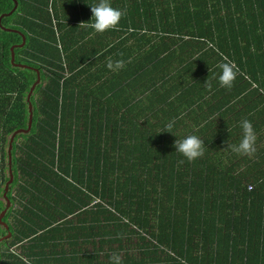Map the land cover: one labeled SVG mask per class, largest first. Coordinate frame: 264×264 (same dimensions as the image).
<instances>
[{
  "label": "trees",
  "instance_id": "obj_1",
  "mask_svg": "<svg viewBox=\"0 0 264 264\" xmlns=\"http://www.w3.org/2000/svg\"><path fill=\"white\" fill-rule=\"evenodd\" d=\"M15 1L0 24L5 148L18 132L0 264H264V0H110L123 15L103 34L89 27L97 0H0V17ZM172 118L177 138L204 141L201 158L159 134ZM242 119L251 155L225 150Z\"/></svg>",
  "mask_w": 264,
  "mask_h": 264
},
{
  "label": "clouds",
  "instance_id": "obj_2",
  "mask_svg": "<svg viewBox=\"0 0 264 264\" xmlns=\"http://www.w3.org/2000/svg\"><path fill=\"white\" fill-rule=\"evenodd\" d=\"M89 7L92 13L89 27L95 34H103L107 31L115 30L119 26L123 13L120 9L114 8L110 0H97L95 4ZM106 66L110 71H119L123 68L124 61L121 59L114 61L109 58ZM218 68L220 70L218 78L220 86L231 88L237 75L231 62H221ZM176 120L177 118H172L165 122L159 134L166 132L174 135L173 130L176 126ZM238 127L240 129L238 143L228 144L225 150H230L240 155H251L255 151L256 144V132L252 123L248 119H242L239 121ZM172 146L175 152L188 162L196 161L204 155V141L194 134L185 135L183 138L176 137ZM181 163H183V160ZM108 264H122L120 254L111 253Z\"/></svg>",
  "mask_w": 264,
  "mask_h": 264
},
{
  "label": "water",
  "instance_id": "obj_3",
  "mask_svg": "<svg viewBox=\"0 0 264 264\" xmlns=\"http://www.w3.org/2000/svg\"><path fill=\"white\" fill-rule=\"evenodd\" d=\"M17 6H18V3H17V1H15V7H14V9H13L9 14H4V15H2V16L0 17V24H1V21H2V19L4 18V16L13 14V12L16 10ZM8 30H10V29H8ZM10 31H11V30H10ZM25 44H26V37L23 36V41H22L21 45L14 46V47L11 49V50H12V61H14V59H15V48H16V47H23V46H25ZM40 79H41V78H40V72L37 71V82L32 86V89H31V91H30V93H29V95H28V102L30 101V98H31V96H32V94H33V92H34V89L36 88V86H37L38 83L40 82ZM29 108H30V118H29V124H28V129H27V131H29V130L31 129V127H32V122H33V114H32L31 103H29ZM21 131L24 132V131H26V130H21ZM17 134H18V132H16V133L11 137L10 148H9V150L12 149V144H13V141H14L13 139H14V137H15ZM10 160H11V154H10ZM10 174H11V179H10V181H9V182L7 183V185H6V193L4 194L5 199H6V197H7V191L9 190V185H10V183L13 182L12 172H10ZM7 203H8L7 208L3 211V213H2L1 216H0V222H2L3 217L6 215V213H7V211H8V208L10 207V204H11V203H10L9 200H7ZM5 226H6V229H9V227H8L7 225H5ZM9 236H11V233L8 234V237H9ZM8 237L2 238V239L0 240V242H1L2 240H4V239H7Z\"/></svg>",
  "mask_w": 264,
  "mask_h": 264
},
{
  "label": "crops",
  "instance_id": "obj_4",
  "mask_svg": "<svg viewBox=\"0 0 264 264\" xmlns=\"http://www.w3.org/2000/svg\"><path fill=\"white\" fill-rule=\"evenodd\" d=\"M2 113L3 112H0V117L2 116ZM3 127H4V125L0 127V129H1L0 131L1 132H2ZM0 135H2V134H0ZM0 139H1V141H0V173H1L2 170H7V171L11 172V160H10V156H9V160H10L9 163H7V161L5 159V157L7 156V154L10 155V150H9L10 147L5 148V145H4L5 138H2L0 136ZM6 150L8 151V153H5ZM2 178L3 177H1V175H0V184H1V179ZM0 200L2 202H6V200L3 201V199H1V198H0Z\"/></svg>",
  "mask_w": 264,
  "mask_h": 264
},
{
  "label": "rangeland",
  "instance_id": "obj_5",
  "mask_svg": "<svg viewBox=\"0 0 264 264\" xmlns=\"http://www.w3.org/2000/svg\"><path fill=\"white\" fill-rule=\"evenodd\" d=\"M10 25H11V24H10ZM26 73L32 76V72H30V71H26ZM19 142H22V141H19ZM1 199H2V198H1ZM5 200H6V199H5ZM18 203H19V202H18ZM1 207H4V203L1 204ZM9 214H10V212H9ZM46 219H47V218H45V217H43V218H39V219H38V218H35V220H37L39 223H43ZM9 223H10V224H13V223L16 224L15 218H10ZM7 235H8V234H7ZM8 238L10 239L11 236H9ZM5 247H6V246H5ZM14 249H15V248H12V250H14ZM87 249L89 250V249H90V246H87ZM8 251H9V253L11 254V249H10V250L8 249ZM8 251H6V250L3 249L4 254L8 253ZM9 253H8V254H9ZM17 253H20V255H21V254H22V251H21L20 249H17ZM10 254H9V255H10ZM5 260H7V259H5ZM5 260H4V261H5ZM8 261L11 262V259L8 260Z\"/></svg>",
  "mask_w": 264,
  "mask_h": 264
},
{
  "label": "flooded vegetation",
  "instance_id": "obj_6",
  "mask_svg": "<svg viewBox=\"0 0 264 264\" xmlns=\"http://www.w3.org/2000/svg\"><path fill=\"white\" fill-rule=\"evenodd\" d=\"M7 30V29H6ZM8 234H9V232H8ZM5 237H8V235H5ZM5 237H3V238H5ZM11 239V238H10ZM5 240H9V238H7V239H5Z\"/></svg>",
  "mask_w": 264,
  "mask_h": 264
}]
</instances>
